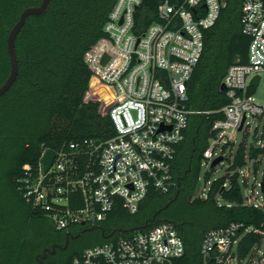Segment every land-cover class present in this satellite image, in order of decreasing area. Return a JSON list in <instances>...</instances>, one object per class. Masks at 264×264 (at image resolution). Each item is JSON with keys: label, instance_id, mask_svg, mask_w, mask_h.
<instances>
[{"label": "built area", "instance_id": "2783aa9c", "mask_svg": "<svg viewBox=\"0 0 264 264\" xmlns=\"http://www.w3.org/2000/svg\"><path fill=\"white\" fill-rule=\"evenodd\" d=\"M224 4L165 1L157 8L158 21L138 32L135 13L141 0H116L103 28L105 37L84 55L93 77L113 91L107 114L115 135L100 143H70L57 152L43 148L37 166L23 165L18 179L24 201L41 210L56 231L99 228L119 206L135 214L150 188L169 191L171 163L188 116L201 114L186 108L187 82L203 51V31L215 24ZM240 24L250 38L247 61L228 67L222 79L228 103L220 110L222 118L212 124L201 166L230 157L224 151L231 150L237 134L249 125L248 118L264 121V108L255 103V87L250 85L264 71V0H242ZM104 55L108 59L102 65ZM253 137L257 142L251 145L259 157H244L245 170L238 168L236 173L244 184L249 173L255 179L261 175L251 194L242 197L244 206L264 214V133ZM46 151L54 158L43 171ZM206 191L199 196L205 198ZM244 238H252L246 251ZM184 250L175 228L161 223L87 247L70 264H174ZM198 253L201 264H264V222L258 226L230 222L210 229Z\"/></svg>", "mask_w": 264, "mask_h": 264}, {"label": "trees", "instance_id": "16d2710c", "mask_svg": "<svg viewBox=\"0 0 264 264\" xmlns=\"http://www.w3.org/2000/svg\"><path fill=\"white\" fill-rule=\"evenodd\" d=\"M165 1L183 2L141 0L135 13L138 32L158 21L157 8ZM115 2L50 0L43 14L28 17L16 37L18 74L0 97V264H39L43 252L59 243L54 232L69 239L68 248L47 254L42 264H70L87 247L161 223L171 224L184 243V254L174 264H201L198 250L208 230L230 222L248 226L264 222L261 211L243 205L236 173L244 164L242 144L232 161L225 158L233 175L211 182L205 198L197 194L212 124L222 118L220 110L228 103L220 91L222 79L228 67L247 61L250 38L241 32L242 0H226L215 24L203 31V51L187 82L186 103L188 110L201 114L188 116L171 163L172 185L167 193L150 188L135 214L119 206L99 228L74 226L68 233L56 231L41 210L24 201L18 190L22 167H36L43 148L57 152L70 143H100L115 135L107 114L113 91L96 80L84 62L85 53L105 37L103 28ZM40 3L0 0V86L10 71L8 33L25 8ZM249 148L252 159L258 151ZM211 171L206 170V183ZM251 241L242 240L243 250Z\"/></svg>", "mask_w": 264, "mask_h": 264}, {"label": "rangeland", "instance_id": "374dc122", "mask_svg": "<svg viewBox=\"0 0 264 264\" xmlns=\"http://www.w3.org/2000/svg\"><path fill=\"white\" fill-rule=\"evenodd\" d=\"M258 75L260 77V81H259V84L254 88L252 96L254 97L255 103L264 108V71H261ZM247 122H249V125L237 134L236 142L233 144L231 150L229 151V148L227 147L224 151V155L230 154V161H232L233 154L237 150L240 144H242L244 147L245 158H248L251 155V151L249 147L252 143V137L254 136V134L260 135L264 133V121L263 120H259L258 118H248ZM258 157L259 156L257 155L250 160L257 159ZM230 165H231L230 162H228L227 160H224L221 163V165L216 166L214 170L209 173L207 183L205 181V173H206V170L209 169V166H201L199 170V179H198L199 188H198L197 194H199L204 189L207 190L211 182H214L217 179L224 177L227 173H232V172H228V168ZM244 168H245V164H243V166H241L239 169L245 170ZM260 179H261L260 174H258L255 179L254 176L249 173L247 175L246 184H244L242 176H239L238 183H239L242 195L251 194L252 186L257 181H260ZM255 190L258 191V188H255ZM220 202L223 203L222 201Z\"/></svg>", "mask_w": 264, "mask_h": 264}, {"label": "water", "instance_id": "95a60500", "mask_svg": "<svg viewBox=\"0 0 264 264\" xmlns=\"http://www.w3.org/2000/svg\"><path fill=\"white\" fill-rule=\"evenodd\" d=\"M222 3H225L226 0H221ZM50 0H41V3L38 6H30L25 8L19 18L18 21L13 25V27L10 29L8 36H7V40H6V49H7V53L9 56V62H10V71H9V75L7 77V79L5 80V82L0 86V97L7 92V90L12 86V84L14 83L17 74H18V62H17V58H16V54H15V40L16 37L18 35V33L20 32L21 28L24 26L25 22L27 21L28 17L30 16H37V15H41L43 14L48 6H49ZM107 56L104 55L101 61V64L104 65L105 62L107 61ZM259 80L260 77L259 76H255L251 81H250V85L256 87L259 84ZM224 90V86L221 84L220 85V91ZM241 129V126L239 128V130ZM257 142V138L256 137H252V144H255ZM54 158V154L51 151H46L44 156L42 157V165H43V171H46L48 169V167L51 165L52 160ZM224 161L223 157H217L215 158L210 166H209V170H213L216 166L221 165V163ZM254 169H255V164L253 165ZM264 168V165H263ZM261 191H264V182H261ZM54 250V246L51 247V251ZM46 254V251L43 252L42 257H44ZM39 264L40 260H39Z\"/></svg>", "mask_w": 264, "mask_h": 264}, {"label": "flooded vegetation", "instance_id": "af4514ba", "mask_svg": "<svg viewBox=\"0 0 264 264\" xmlns=\"http://www.w3.org/2000/svg\"><path fill=\"white\" fill-rule=\"evenodd\" d=\"M54 234H55V236L58 238L59 243H56V244L53 245V246H54V250H53V251L46 249V254H45V256H44V257L41 256V259H39V260H40V263H41V261H42L43 259H45V258L47 257V254H55L57 250H59V251H65V250L68 248V240H69V239H68L67 237H63V236H62L61 234H59V233H55V232H54ZM61 242H63V244H61ZM39 260H38V261H39ZM41 264H42V263H41Z\"/></svg>", "mask_w": 264, "mask_h": 264}]
</instances>
